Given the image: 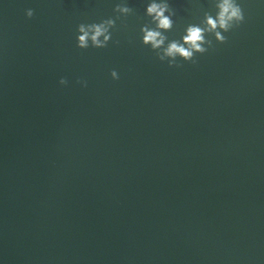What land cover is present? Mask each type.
I'll return each mask as SVG.
<instances>
[{
  "label": "water",
  "instance_id": "obj_1",
  "mask_svg": "<svg viewBox=\"0 0 264 264\" xmlns=\"http://www.w3.org/2000/svg\"><path fill=\"white\" fill-rule=\"evenodd\" d=\"M150 2L0 0V264H264V0L171 67L215 0H164L158 49Z\"/></svg>",
  "mask_w": 264,
  "mask_h": 264
},
{
  "label": "clouds",
  "instance_id": "obj_2",
  "mask_svg": "<svg viewBox=\"0 0 264 264\" xmlns=\"http://www.w3.org/2000/svg\"><path fill=\"white\" fill-rule=\"evenodd\" d=\"M214 7L216 9L215 16L205 12L199 25H188L185 28L184 35L181 37L182 42L171 41L166 48H163V54L157 58L161 61L165 57L171 58L168 62L170 67L175 64L177 56L184 61H192L195 53L203 54L208 51L209 47L213 46L212 40L206 39V34L214 37L216 42L224 43L227 37L222 33L229 32L244 22L243 9L236 0H215ZM114 11L127 14L132 10L127 6L117 5ZM165 13H168V15H165ZM33 14L32 9L25 11V16L28 18H31ZM145 14L151 17V22L155 27L149 28L147 25L141 27L142 43L150 45L152 49L161 48L167 39L162 34V30L169 31L172 28L173 21L171 17L174 12L164 0H161V2L152 0L145 8ZM114 23V20L108 19L101 23H81L77 25L76 47L79 49H86L89 46L93 48L106 47L111 38L109 28H113ZM101 36H103V40L100 39ZM176 66L179 67V65ZM110 76L113 79L119 78L115 70L110 72ZM67 83L68 81L65 78L59 80L60 85H66Z\"/></svg>",
  "mask_w": 264,
  "mask_h": 264
}]
</instances>
